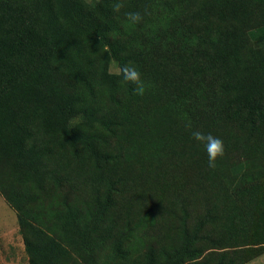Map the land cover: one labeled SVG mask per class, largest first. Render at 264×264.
<instances>
[{"label":"trees","instance_id":"1","mask_svg":"<svg viewBox=\"0 0 264 264\" xmlns=\"http://www.w3.org/2000/svg\"><path fill=\"white\" fill-rule=\"evenodd\" d=\"M262 31L264 0H0V194L29 264L254 259L235 241L264 237ZM197 130L223 141L214 169ZM158 155L170 227L140 250L132 188Z\"/></svg>","mask_w":264,"mask_h":264},{"label":"rangeland","instance_id":"2","mask_svg":"<svg viewBox=\"0 0 264 264\" xmlns=\"http://www.w3.org/2000/svg\"><path fill=\"white\" fill-rule=\"evenodd\" d=\"M90 1V0H87ZM162 22L167 27L169 25L168 20H164L162 18ZM258 32V31H257ZM264 36V31H262ZM112 72H116L115 66H112ZM158 76V75H156ZM159 77V76H158ZM169 144L171 142H168ZM168 144V145H169ZM169 155H173L172 145L168 148ZM176 157V156H175ZM174 157V158H175ZM158 160H156L150 167H145L147 178H145L146 186L143 188H132V192L136 191L135 194L138 195V199L141 203V207L144 208L143 214L145 218L143 219V223L141 226L140 232L142 233V237L138 236L135 240V246L138 249H143L145 243L149 240L160 239L167 234L168 228L170 227V223L168 219L165 217L162 207L165 204V201L159 197V192H164L166 188H168V184L170 181L172 172L175 171V165L169 164L168 161L162 155H158ZM177 157L175 158L176 164L179 166L177 162ZM240 207V208H239ZM238 208L242 211V207L238 206ZM244 213V211H242ZM257 214V213H256ZM246 216H251V213H246ZM254 216V214H253ZM171 234V233H169ZM168 234V235H169ZM239 240H236L235 243L238 245H248L252 244V242H264L263 238H249L245 237L243 234H239ZM141 238V239H140ZM229 243V239H227L226 244ZM256 244V243H255ZM252 246V245H251ZM257 256L249 261L247 264H264V248H260L257 250H253ZM259 253V254H258ZM0 264H29V258L25 252L23 237L20 233L19 226L17 223V215L13 209L7 204L3 196L0 194Z\"/></svg>","mask_w":264,"mask_h":264},{"label":"clouds","instance_id":"3","mask_svg":"<svg viewBox=\"0 0 264 264\" xmlns=\"http://www.w3.org/2000/svg\"><path fill=\"white\" fill-rule=\"evenodd\" d=\"M121 7H123L122 3L117 2L113 5V11L118 12ZM127 19L132 23H138L142 17L139 13H128ZM118 73L125 82L136 85L133 90L134 94H144L145 87L141 81V73L135 67H131L129 65L120 66L118 68ZM192 136L198 143L203 144L208 157V166L209 168L214 169L216 167L217 158L223 157L224 155V144L222 139L215 137L210 133L205 134L199 130L194 131Z\"/></svg>","mask_w":264,"mask_h":264},{"label":"crops","instance_id":"4","mask_svg":"<svg viewBox=\"0 0 264 264\" xmlns=\"http://www.w3.org/2000/svg\"><path fill=\"white\" fill-rule=\"evenodd\" d=\"M263 262H264V260H263Z\"/></svg>","mask_w":264,"mask_h":264}]
</instances>
